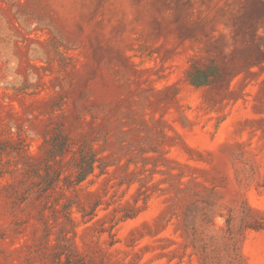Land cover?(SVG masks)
I'll return each instance as SVG.
<instances>
[{"label": "rangeland", "instance_id": "obj_1", "mask_svg": "<svg viewBox=\"0 0 264 264\" xmlns=\"http://www.w3.org/2000/svg\"><path fill=\"white\" fill-rule=\"evenodd\" d=\"M67 260L264 264V0H0V264Z\"/></svg>", "mask_w": 264, "mask_h": 264}, {"label": "trees", "instance_id": "obj_2", "mask_svg": "<svg viewBox=\"0 0 264 264\" xmlns=\"http://www.w3.org/2000/svg\"><path fill=\"white\" fill-rule=\"evenodd\" d=\"M208 75L199 74L195 76H191V83L195 86H201L208 83ZM69 149V140L66 136L61 137L58 136V140L55 143V150L52 153L53 157L64 156L68 153ZM81 158L75 160L74 167L77 170V175L74 180L71 182H65L64 186L67 188H71L73 186H77L82 183L86 178L94 173L95 164L97 163L95 154H91L90 157L84 156L80 153ZM65 264H72L69 260L66 261Z\"/></svg>", "mask_w": 264, "mask_h": 264}]
</instances>
